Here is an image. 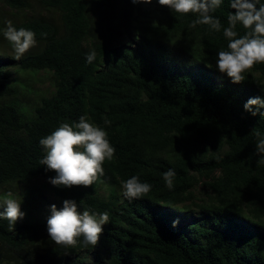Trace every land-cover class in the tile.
<instances>
[{
  "label": "trees",
  "instance_id": "obj_1",
  "mask_svg": "<svg viewBox=\"0 0 264 264\" xmlns=\"http://www.w3.org/2000/svg\"><path fill=\"white\" fill-rule=\"evenodd\" d=\"M1 1L12 10L29 7L27 0ZM40 2L59 12L62 31L42 17L12 22L33 30L42 48L20 61H0V187L41 177L56 197L107 212L93 264H264V162L255 153L264 118L243 110L248 98L264 95V64L242 83L223 75L217 85L204 67L227 41L206 25L192 28L191 15L117 0L118 18L99 32L96 9L112 0ZM230 11L225 0L213 15L227 26ZM92 50L97 58L88 65ZM17 71H47L54 79L55 91L28 120L13 86ZM81 116L102 127L110 121L115 155L93 186L55 188L48 182L55 172L39 164V140ZM169 169L176 173L172 190L163 178ZM133 175L152 187L128 201L117 189ZM202 180L212 202L195 204L205 219L184 227L169 211L193 200ZM99 182L113 188L107 198ZM46 221L20 222L10 231L0 220V264H74L87 247L82 238L74 247L56 245Z\"/></svg>",
  "mask_w": 264,
  "mask_h": 264
},
{
  "label": "clouds",
  "instance_id": "obj_2",
  "mask_svg": "<svg viewBox=\"0 0 264 264\" xmlns=\"http://www.w3.org/2000/svg\"><path fill=\"white\" fill-rule=\"evenodd\" d=\"M133 5H152L166 7L176 16L191 15L195 19L192 28L206 25L215 33H221L227 41L226 48L215 53L214 68L230 78L231 83L239 84L246 80L254 66L264 64V0H229L232 11L227 16V26L213 15L221 9L225 0H131ZM0 30L3 37L13 49V59L20 61L26 53L37 46L36 33L27 28H17L11 21H6ZM238 26L243 31L238 29ZM43 35V34H42ZM97 58L95 50L85 54V62L92 65ZM264 92V89H261ZM244 112L253 117L264 118V95L250 97L243 104ZM90 122L86 116L78 121L62 123L50 134L40 138L39 145L44 153L39 164L45 171H54L55 175L48 182L55 188L72 189L73 186L88 188L105 174L104 163L111 161L116 149L110 142L106 128ZM255 153L264 162V138L259 137ZM176 173L169 169L164 174L165 186L174 188ZM151 185L133 175L121 184V194L128 201L146 196ZM11 197V193L8 194ZM23 200L8 198L0 203V220L8 221L10 231L15 229L18 221L25 218L22 210ZM46 229L48 237L62 247H74L81 238L85 246L95 247L109 223L107 212L97 213L82 210L75 199H64L62 206L55 203L49 206Z\"/></svg>",
  "mask_w": 264,
  "mask_h": 264
},
{
  "label": "rangeland",
  "instance_id": "obj_3",
  "mask_svg": "<svg viewBox=\"0 0 264 264\" xmlns=\"http://www.w3.org/2000/svg\"><path fill=\"white\" fill-rule=\"evenodd\" d=\"M29 7L25 10H12L10 7L5 5L0 0V30L6 26V21L19 22L22 20L30 19L33 17H42L47 21L53 23L57 27H61V17L59 12L45 8L40 0H27ZM117 0H112L110 6L105 10L101 8L96 9L97 28L101 32L105 26L111 23L113 18L117 19L119 16V8L117 7ZM159 7L158 4H155ZM97 18V19H98ZM137 39L134 40V43ZM42 45L37 43L35 48H32L28 53L36 52L41 49ZM14 55L13 49L9 42L0 33V61H16L12 58ZM204 70L208 72L217 85L224 83L223 75L214 68V64L207 65ZM13 86L18 92V99L20 101L19 108L24 114V118L27 120L32 118L35 114L33 107L40 104L43 97H49L55 91V84L53 75L47 71H17L13 72ZM12 96L8 100H12ZM23 106H28L30 109L29 113H26ZM218 174V173H217ZM205 181L199 182L193 188L194 198L191 201L183 203L181 209L170 210L174 221L184 227L190 226L191 224L197 223L205 219L204 213H202L195 204H210L212 199V192L205 186ZM100 195L107 198L112 187L99 182ZM118 193L121 194V189H117ZM11 193V197H9ZM8 198H14L16 200H23L22 210L26 212V216L20 222H29L36 220H47L50 215L49 206L56 204L58 207L62 206V199L56 197L53 192L49 189L47 180L41 177L31 179L24 183L7 184L0 187V203ZM3 209L0 208V211ZM187 232L189 230L187 229ZM100 242L95 247L91 245L87 246L78 255L73 257L74 264H93L95 255L99 252ZM104 250V249H102Z\"/></svg>",
  "mask_w": 264,
  "mask_h": 264
}]
</instances>
